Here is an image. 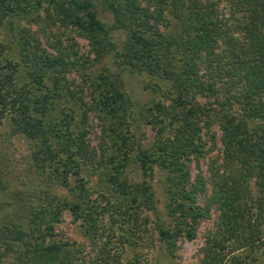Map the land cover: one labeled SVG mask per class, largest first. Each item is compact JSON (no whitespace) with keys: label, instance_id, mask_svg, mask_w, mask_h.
<instances>
[{"label":"trees","instance_id":"trees-1","mask_svg":"<svg viewBox=\"0 0 264 264\" xmlns=\"http://www.w3.org/2000/svg\"><path fill=\"white\" fill-rule=\"evenodd\" d=\"M29 16L46 48L15 25ZM2 27L19 59L0 63V129L8 117L25 140L28 181H11L1 148L0 264H141L147 249L182 264L178 243L212 210L198 264H264V0H0ZM214 128L223 158L209 192L192 166ZM66 213L86 244L59 231Z\"/></svg>","mask_w":264,"mask_h":264},{"label":"rangeland","instance_id":"rangeland-1","mask_svg":"<svg viewBox=\"0 0 264 264\" xmlns=\"http://www.w3.org/2000/svg\"><path fill=\"white\" fill-rule=\"evenodd\" d=\"M15 25L17 27H28L36 33L37 37L41 41L42 45L48 46L46 37L38 30L33 23L30 22V16L25 20V18H19L15 20ZM77 43L80 44L79 52L81 54H86L87 47L86 42L83 39L76 38ZM17 40L15 36H12V32L7 27H2L0 29V43L3 46H0V63L5 58L9 57L15 60H18V48L16 45ZM53 51V49H50ZM91 58V57H89ZM70 79L76 80L79 83V77L77 75H73ZM85 87V85L81 84ZM126 89L131 94L133 99L138 102L137 109L139 107L146 105L149 107L152 103L153 97L152 95L144 90V84L142 77L126 73ZM158 101V99H157ZM8 118V117H7ZM6 118V119H7ZM4 119V123L2 128L0 129V151L1 148H5L7 152V165L6 171L11 179H13V183H19L18 186H21L24 183H27L28 178L26 177L25 170L26 169V156L28 153V147L26 145L25 140L19 136H11L10 135V120L9 118ZM91 125L93 126V133L91 134V142L95 146L99 140L100 129L96 120H91ZM136 131L139 133L140 137L144 141L145 144L150 145L154 140L155 132L151 128V126L146 125L141 122V120H137L134 123ZM215 131L216 142L213 145V149L209 150L206 157L201 159L198 162V165L193 164L192 166V181L196 180V176L198 173L202 172L206 178L207 185L209 187V192L212 190V182L214 180V176L219 171V168L222 164V144H221V132L217 129H213ZM210 143V140L208 144ZM4 149V150H5ZM133 180L137 181L140 178V174L137 170H133L131 174ZM153 184L155 186L156 192L158 194V199L163 201V196L161 194V190L159 188V174L155 175ZM7 202H12V199L8 197ZM211 218L204 220L197 230V236L194 240H181L178 243L179 251L178 255L182 258V264H198V261L201 256V248L204 246L205 237L209 230L213 229L217 212L211 211ZM61 233L63 232L68 239L77 241L81 244H86V239L83 237V232L81 228V224L79 222L74 221L72 216L69 213L65 214L64 222L60 225ZM86 248V247H85ZM127 258L131 256L130 250L126 254ZM163 257L160 252H155L153 250L147 249L144 251L141 257V264H162Z\"/></svg>","mask_w":264,"mask_h":264}]
</instances>
